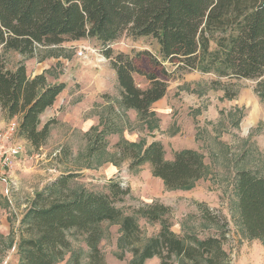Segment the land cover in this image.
<instances>
[{"label": "rangeland", "instance_id": "1", "mask_svg": "<svg viewBox=\"0 0 264 264\" xmlns=\"http://www.w3.org/2000/svg\"><path fill=\"white\" fill-rule=\"evenodd\" d=\"M113 56L130 54L144 71H154L168 82L167 93L154 102L143 116L122 104L121 87L111 60L102 55V43L94 38L38 45L34 55L0 48L9 67L20 62L29 75L43 74L47 83L65 82L54 105L41 115L42 125L50 119V134L38 149L22 140L18 130L12 142L24 146L16 160L18 169L0 191V264H20L17 242L25 213L36 194L62 174L74 178L65 193L82 189L107 191L109 180L130 188L119 203L126 213L132 207L160 200L172 209V229L180 234L194 232L200 237L225 233L224 247L231 264H264V242L251 237L240 218L234 189L240 169H258L264 174V93L262 79L218 78L214 73L176 70L161 60L159 45L151 37L123 35L111 44ZM88 48L86 56L78 52ZM96 49L98 52H92ZM137 84L149 80L134 73ZM16 118V119H15ZM8 119L0 110V129ZM104 134L102 151L90 149L95 136ZM158 140L166 160L177 150L193 148L204 158V174L189 188H169L154 176L150 163L132 166L130 150H142ZM22 168L20 169V165ZM210 209L217 221L204 211ZM144 238L156 234L159 223L138 218ZM100 248L106 264H130L133 254L123 241L121 222H105ZM70 246L55 264L87 263L91 250L87 235L69 231ZM154 256L145 264H159Z\"/></svg>", "mask_w": 264, "mask_h": 264}, {"label": "trees", "instance_id": "2", "mask_svg": "<svg viewBox=\"0 0 264 264\" xmlns=\"http://www.w3.org/2000/svg\"><path fill=\"white\" fill-rule=\"evenodd\" d=\"M123 35L153 38L161 60L176 70L214 73L220 79H262L258 90L264 93V0H0V48L34 55L38 45L97 39L115 69L122 104L145 116L166 95L168 82L138 67L128 53L113 56L111 44ZM134 73L149 80L147 87L137 84ZM65 87V82L47 83L43 74L29 75L24 62L11 68L0 55L1 110L8 119L17 117L19 135L37 149L54 122L42 125L41 115ZM105 145L100 133L90 149L99 152ZM130 152L132 166L150 163L154 176L169 188L191 187L206 167L203 155L193 148L177 150L173 160H166L158 140ZM74 176L62 174L36 194L20 227V264H55L70 246L69 231L86 233L91 250L87 263L75 264H106L100 248L105 222H121L122 239L133 254L130 264H145L154 256L159 264H231L225 233H177L171 207L160 200L126 213L119 203L130 188L113 179L105 192L85 188L65 193ZM234 189L247 233L264 242V174L240 169ZM204 214L217 221L210 209ZM138 218L159 223V231L145 239Z\"/></svg>", "mask_w": 264, "mask_h": 264}, {"label": "built area", "instance_id": "3", "mask_svg": "<svg viewBox=\"0 0 264 264\" xmlns=\"http://www.w3.org/2000/svg\"><path fill=\"white\" fill-rule=\"evenodd\" d=\"M88 48L84 47L78 54L80 56H86ZM92 52H98L96 49ZM99 53V52H98ZM104 58L107 57L102 54ZM18 129V122L12 121L6 128L0 129V180L8 183L11 179L12 173L15 167V161L24 152L25 148L20 143H13V135Z\"/></svg>", "mask_w": 264, "mask_h": 264}, {"label": "crops", "instance_id": "4", "mask_svg": "<svg viewBox=\"0 0 264 264\" xmlns=\"http://www.w3.org/2000/svg\"><path fill=\"white\" fill-rule=\"evenodd\" d=\"M113 69H114V68H113ZM114 70H115V69H114ZM58 96H59V95H58ZM53 105H54V104H53ZM53 105H52V106H53ZM52 106H51V107H52ZM0 110H1V107H0ZM15 119H16V118H15ZM22 140L25 141V142H28L25 138H22ZM19 162H21V161H18V160L15 161V167H14V171H13V173H15L16 170L18 169V163H19ZM19 165H20V164H19ZM16 167H17V169H16ZM19 168L21 169V168H22V165H20ZM16 173H17V172H16ZM3 186H4V184H3L2 180H0V191H2L1 188H2ZM2 189H3V188H2Z\"/></svg>", "mask_w": 264, "mask_h": 264}]
</instances>
